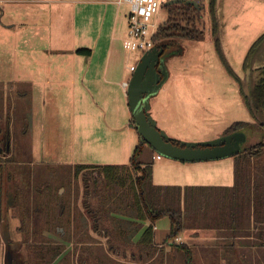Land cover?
Masks as SVG:
<instances>
[{
    "label": "rangeland",
    "instance_id": "obj_1",
    "mask_svg": "<svg viewBox=\"0 0 264 264\" xmlns=\"http://www.w3.org/2000/svg\"><path fill=\"white\" fill-rule=\"evenodd\" d=\"M100 1L102 0H56V3H54L53 0H44L40 5L46 9L57 6L61 15L66 16L62 17V22L65 23L70 15V24H72L70 36L62 47L64 51L46 55H41V53L32 55L29 51V48H36V39H34V42L32 40L27 49L23 45V40L18 39L16 49L11 52L8 50V41L11 40L12 43L15 39V35L13 36L10 33L8 35V27L11 30L14 28L12 25H8V13L19 15L21 13L19 10L21 2L8 3L1 1L0 22L6 24V26L0 29V126L5 127L8 125L9 137L8 143H6L8 148L5 147L2 153L0 152L1 155L8 156V165L5 167L0 165V188L3 190L6 187L8 191H11L13 187L15 188L14 181L17 184L26 185L28 189L30 188L29 192L21 193L22 201H27L30 193H32L31 196L36 195L33 207L32 204L29 207L30 212L36 206L42 208L44 195L35 194V192H38L36 189H40L49 183L51 189L57 188V186L60 187L58 192H64V197L68 195V192H83L82 174L85 172L76 174V165L85 163L107 165L112 163L110 161L115 160L126 163L129 161V151L131 152L136 145L135 130L130 131L127 129L128 131L124 132L125 135L121 142L128 143L126 138L129 134L131 136V146L127 148V145L123 147L118 145L119 149H117L116 156H112L109 153L115 152L114 150L107 148L104 150L96 147L95 144H98L96 138L87 128L70 130L60 122V118L56 115L52 118L50 112L53 111H59L69 116L70 104L73 102H76L78 107L79 103L83 104L82 107H84V105H87L86 101L90 103L91 100L98 106L103 105L104 102L96 95L97 93L94 92L93 88L90 89L91 96L84 99V96H82L83 98L76 96L79 91H76V95L69 96L68 93L61 91L60 86H56L54 87L55 92L51 93L47 90L42 91L38 86L8 79V60L19 63L26 61L40 62L45 59L46 62L70 63L73 60L78 62L83 58L86 59L88 57L87 53L76 55L72 51L73 46L83 41L84 44L81 47L90 49H92V44L97 42L100 50L95 52L92 61L104 62L108 47V38L105 33L110 12L107 11L106 13L105 6ZM202 2L203 8L201 11L203 16L201 21L196 23V26L202 30V34L199 39L178 36L171 39L161 56L163 66L167 72V79L158 92L150 96L148 100L150 104L149 113H152L158 119V128L169 137L184 142L211 140L222 136L224 131L234 122H247L248 125L242 131L245 134V140L241 143V150H243L258 142L264 135V131L258 128V124L264 123V108H259L256 111L252 110L241 92L240 82L228 72L226 65L220 60L211 34L209 1L202 0ZM124 4L126 3H123L120 8L119 16L121 18L123 17V11L129 7ZM113 6L116 7V5L110 4L108 8L111 9ZM83 8L87 12L85 15L86 21H84L87 25L79 27L82 23L80 18ZM2 10H5V13ZM168 17V12L162 8L159 11L157 20L162 25ZM215 17L228 65L240 78H243L242 64L247 49L253 40L264 32V0H217ZM123 24L125 25L124 19L121 21L116 33L119 36L122 35L121 26ZM40 28L42 31L37 29L33 34L37 36L39 45H44L43 48L48 49L50 45L47 38L48 31H43L45 26L40 25ZM66 29H64V32ZM11 30L9 31L11 32ZM17 32L19 36L21 34L20 29H17ZM105 39L106 42L103 46L101 43ZM55 40L56 35L52 37V45H54ZM122 40L117 43L116 61L124 65L126 79H129L132 73L128 70V66L130 64L136 66L142 53L139 51L128 52L124 49ZM11 46L14 45L11 44ZM263 66L264 43L252 63L251 81H255L260 76L258 69ZM88 75L89 73L85 75V84H87ZM26 90L28 94L23 96V92ZM125 108H128L127 105H125ZM85 110L86 108H82L81 111ZM124 114L127 115L126 112ZM10 118L11 121L14 118L15 122L17 118L20 120L22 118L26 119L24 134L21 132L17 135L14 134L13 141L10 138L12 133L9 128ZM82 119L84 120V118ZM68 120L70 121L69 117ZM101 152H107L110 156L101 157ZM164 158L163 160H165ZM202 162H221V166L218 168L217 163H205L207 165L204 168L208 171L204 170V182L192 183L231 186L233 183L231 157L218 159L217 161H201L200 164H204ZM155 182L157 184L171 183L162 172L155 175ZM28 183L29 187H27ZM48 193L51 194V198L54 197L53 192H45V195ZM198 204L204 210V214L206 213L204 217L205 226L203 227L196 222L197 220H193L191 215L192 212L196 211V207L185 209L183 205H180L183 210H186L184 216L186 228L181 231V236H178L191 249L192 264H264V248L257 247V244L261 243L264 238L263 227H260L262 230L259 234V228L256 230L254 224H250L249 227L247 226L244 231L240 232L244 236L240 237L236 244H230V236L226 237L229 246L225 248L229 253L232 252L228 256L229 259H227L221 253L217 240L222 237L220 234L232 235L233 232L228 227L220 226L219 223L218 226L221 227L218 228V230L220 229L219 232L217 229L206 226L215 211L213 198L202 196L199 198ZM10 209L14 210L12 207ZM68 211L69 209L65 214ZM39 214L38 223L41 220V209ZM12 215L19 219L18 216ZM57 217L58 215L55 216V222ZM57 220L56 224L58 225L60 220L58 218ZM144 225L146 226L147 223ZM195 225H198V227ZM167 232L168 228L165 227L155 229V241L159 243ZM194 234L200 235L192 238ZM3 235L5 238H3ZM80 239L83 241L95 240L88 234L82 235ZM92 247L94 248V246ZM99 247L100 245L96 246V248ZM102 248L100 252L104 264H128L121 261L123 260L122 257L115 256V252L110 249L109 244L103 243ZM87 249L89 248L87 247ZM154 253L156 257L148 262L144 261L143 264H184L183 252L178 247L156 249ZM31 258L32 254L22 243V238L17 241L11 234H8V231L6 235L4 223L0 220V264L2 261L4 264L11 262V259L18 261L17 264H27L31 261ZM65 263H70L68 262V256ZM72 263L74 264L71 261Z\"/></svg>",
    "mask_w": 264,
    "mask_h": 264
},
{
    "label": "trees",
    "instance_id": "obj_2",
    "mask_svg": "<svg viewBox=\"0 0 264 264\" xmlns=\"http://www.w3.org/2000/svg\"><path fill=\"white\" fill-rule=\"evenodd\" d=\"M199 4L203 8L202 2H199ZM214 4L215 0H209L208 7L213 23V33L216 31ZM165 8L169 17L164 24L159 26L154 36L155 46L163 47L165 51L173 37L200 38L202 30L196 26V23L202 19L201 10L185 4H171L165 6ZM263 39L264 32L247 50L243 60V68H246ZM89 51L88 48L76 50L77 53L87 54H89ZM216 51L220 60L226 65L228 72L240 82L238 76L226 64L217 43ZM263 74L264 70L262 71V76L250 90L253 100L252 110L264 108ZM130 123L136 130L132 118L130 119ZM247 125V122H234L224 131L223 135L243 131ZM258 128L264 131V123L258 124ZM154 154V150L139 137L138 143L131 151L127 164H78L75 167L76 174L85 172L82 175L88 179V188L85 187L87 188L85 192L88 194L94 216H98L94 226H99L103 229L102 235L106 237L108 244L112 248H118L119 245L116 244H120V248H127L132 236L141 231L140 238L135 243L136 249L140 252L139 254L144 256L153 254L158 249L154 245L153 239L154 223L161 217L167 216L170 226L165 243L180 248L183 252L182 258L184 264H192L191 249L184 243H174L173 239L186 227L184 222L185 209L188 207L199 208L198 200L202 196L214 199L215 211L206 226L217 230L221 228L220 226H224L233 232L232 235H224L222 233L220 234L222 235L220 240H217L221 253L227 259H229L228 256L232 252L229 253L225 248L229 246L228 238L226 237L230 236V244H236L238 239L244 236L240 232L244 231L250 224H254L256 230L259 228L258 231L261 234L260 231L262 229L260 227L264 228V135L258 142L249 148L240 150L239 153L233 156L234 182L231 187L186 188L188 190L185 189L184 210L180 206L181 189L179 187L159 186L152 183L151 168ZM58 188L57 186L54 190L56 191ZM199 209L201 211H194L191 215L203 227L205 226L204 217L206 213L204 214L202 208ZM117 214L125 215L126 220L120 221V217L116 216ZM25 215L36 219L40 214L35 210L29 212L28 208H25L23 216L25 217ZM82 222L79 219L75 231V235L79 236V238L85 235L80 230L81 225L83 226ZM143 222H147V225L143 226ZM218 223L220 226H218ZM35 225L31 231L33 232L31 234L33 241H28L27 245L30 252L32 251L31 253L34 254L32 263L31 261L30 263L50 264L60 253L61 247L35 243L37 238L40 240V232L42 231V227L37 230V224ZM195 226L198 227V225ZM257 247L264 248V238L261 243L257 244ZM123 249L121 250L122 253Z\"/></svg>",
    "mask_w": 264,
    "mask_h": 264
},
{
    "label": "crops",
    "instance_id": "obj_3",
    "mask_svg": "<svg viewBox=\"0 0 264 264\" xmlns=\"http://www.w3.org/2000/svg\"><path fill=\"white\" fill-rule=\"evenodd\" d=\"M1 1L8 3L21 2L19 8L21 13L19 15H12L13 13L10 14L8 13V20H9L8 25H12L14 27L12 28V30L11 28L8 27V35L10 34H12L13 36L15 35V39L14 41H12V43L11 40L8 41V48H9L8 50H10V52L16 49L15 46L18 43V39L23 40L24 43L23 45L25 49H27L29 44L32 43V40L34 42V39H36L37 41L36 48L34 49L29 48V51L31 52L32 55H37L39 53H41V55H46L48 53L64 51V48L62 47L66 42L67 38L70 36L69 34L71 31L70 28L72 27V24H70V15L69 17H67L66 22L63 23L62 17H66V16L61 15L60 9L57 6L54 7L52 6L49 7L48 9L44 8V6L40 5L44 0H0V8H2ZM53 2L56 3V0H53ZM100 2H103L106 9V13L107 11L110 12L108 16V26L105 33L106 37L108 38V44H107L108 47L106 53V60L104 62L92 61V57L95 54V52L97 50H100V47H98L97 45L98 43L96 42L92 44L93 45L92 49L88 48L90 50L88 57H86V59L83 58V60L78 62L77 60H73V62L70 63L53 62V61L46 62L45 59H43V61L40 62L26 61V62L16 63L14 61L8 60V79L17 82H25V84L27 83L33 86H38V88L42 89V91L47 90L50 91L51 93L55 92L54 87L60 86L61 91L63 90L64 92L68 93L69 96L76 95L75 94L76 91H79V94L76 96H79L81 98H83L82 96H84V99L87 96L89 97L91 96L92 93L90 89L93 88L94 92L97 93L96 95L99 96V98H101L102 102H104L103 105L98 106L94 101L91 100L90 103L89 101L88 102L86 101L87 105H84V107H82L83 104L79 103V107H78L77 103L73 102L72 104H70L71 110L69 111V116L59 111L50 112L52 114L51 116L53 118L54 115H56V117L60 118V122L70 130L71 129L75 130L78 128H87L88 131L91 132L93 136L96 138V141L98 143L95 144L96 147H100L104 150L105 148L114 150L115 152L113 153L111 152L109 154H111L112 156H116L117 149H119L117 147L118 145H121L122 147L124 145H127V148L131 146V136H129V134L127 135L126 138L128 143H125V141L121 142L125 135L124 132L127 129L130 131L135 130L130 123V119H131L130 112L129 110H127L128 108L127 109L125 108V105H127L126 88L129 79H126L124 65L116 61L117 49H118L117 43L118 41L122 40L125 37V34L127 32L126 15L128 9L126 8V10L123 11V17L121 18L119 16V13H120V8L122 7L124 2L119 3L118 0H102ZM198 2H202V0ZM29 3L32 4L29 5ZM216 3L217 0H215V4H214V21L216 24V31L215 33H213V23L211 18V27H212L211 34L213 36V44L215 45V49L217 43L220 47L225 62L228 65V61L224 56L223 45L220 38L221 36L219 35L217 20L215 17ZM110 4L116 5V7L113 6V8L110 9L108 8V5ZM164 9L166 8L164 7ZM2 12L5 13V10H2ZM86 13L87 12L83 8L82 15L80 18L82 23L80 24L79 27H81L82 25L84 26L87 25V23L84 22L86 21V17H85ZM202 16H203V12H202ZM71 18H76V17H71ZM123 19L125 25L123 24V26H121L122 35L119 36L116 33L118 32V27L120 26V23ZM40 25L45 26V29L43 31L45 30L48 31L47 38L50 41V45L48 46V49L43 48L45 47L44 45H39L37 36L33 34V32L36 31L37 29L41 30ZM4 26H6V24L0 22V29H2ZM17 29H20L21 31V34H19V36ZM64 29H66L65 32ZM9 30H11V32ZM54 35H56V40L54 42V45H52V37ZM256 39H254L253 42ZM105 42L106 39L101 43V45L104 46ZM11 44L14 46H11ZM83 44L84 41L82 43H78L77 45L73 46L72 51L76 55L81 54V53H77L76 50L82 48L81 46ZM31 47L33 46L31 45ZM58 70H62V71H58ZM86 73H89V75L87 76V84L84 83V78L86 77L85 76ZM234 74L238 76L235 72ZM238 78L240 77L238 76ZM27 94H28L27 90L23 92V96H26ZM82 108H86V110L81 111ZM124 112H126L127 115L124 114ZM150 114L152 115V113ZM68 117L70 118V121L68 120ZM79 117H81V119H79ZM152 117L155 118L157 124L158 119L153 115ZM82 118H84V120ZM25 120H26L25 118H22L21 120L17 118L15 122L14 118L12 121L10 118L11 122L9 123V128L12 131L10 135L11 141L14 140V134L17 135L19 132L24 134ZM135 133L137 136L136 137L137 138L136 144H137L139 137L136 130ZM133 142L134 141L132 140V143ZM109 154H107V152L106 153L101 152L100 156L102 155L101 157L104 156L106 157L107 155L110 156ZM130 154L131 152L129 151L128 153L129 157ZM155 154L153 155L152 158L153 161L151 168L152 183L159 186L179 187L181 189L180 205L181 206L183 205V207H184V196H186L185 192L190 188L196 189V188H206V187H231L233 185V183L231 184V186L205 185L204 183L194 184L197 182H204L205 180L204 170L208 171L207 169L204 168L207 165L205 163H217L218 165L217 167L219 168L221 166L220 164L221 162H202L204 164H200L201 161L182 162V161L172 160L169 158H164L165 160H163L162 156L160 159L154 158ZM231 158H232V174H233L234 158L233 156ZM217 160H212V161H217ZM110 162L112 163H108V164L128 163V161L126 163H123V161L120 160H115ZM85 164H89V163H85ZM91 165H98V164L94 163ZM158 172L164 173L166 175V178H168L169 182L171 183L157 184L155 182V175L158 174ZM233 182H234V176H233ZM16 193L17 192H2L0 189V220L3 221L4 223L6 235H7V231L8 234H10L9 224H8L9 209L11 207L14 208V210L12 209L14 211L12 214L18 216L17 209L15 208ZM35 194L39 195V192H35ZM31 195L32 193H30V196ZM31 197L35 198L36 195ZM199 208H196V211H201ZM35 211L39 212V208L36 207ZM116 216L120 217V221L126 220L125 215L117 214ZM193 220H195L194 217ZM36 224H37V230H39L41 228L40 227L41 224L40 226L39 223ZM144 224L142 225L145 226ZM169 226H170V221L167 216L161 217L160 219L156 220L154 223L153 237L155 235V229H158L159 227H165L169 229ZM54 227L56 231H52V233H49V237L56 239L59 242H64L68 246H70L71 242L77 239V235H73L71 233L72 229L70 227L68 231H66L65 228H63L60 225L55 226L54 224L53 230ZM18 229L19 226L17 227L16 230L20 232ZM44 233L45 232H43V234ZM56 233L58 234L57 236ZM140 235H141V231L139 233H135L130 239V242L128 243V247L123 249V253H122L123 260H121L122 262H127L128 264H143L144 261L148 262L156 257L155 255L156 252L146 256L139 254L140 252H138V250L136 249L135 243L139 240ZM199 235L200 234H194L192 238L199 237ZM90 237L93 240L94 239L95 240L94 241L86 240V242L93 244H96L100 240H103V238H105L97 234H93ZM3 238H5L4 235ZM38 239L39 238H37V240ZM153 239H154V245L156 246V248H158V250H161L162 248L165 247L168 248L174 247L165 243L166 236L161 241H159V243L155 241V238Z\"/></svg>",
    "mask_w": 264,
    "mask_h": 264
},
{
    "label": "water",
    "instance_id": "obj_4",
    "mask_svg": "<svg viewBox=\"0 0 264 264\" xmlns=\"http://www.w3.org/2000/svg\"><path fill=\"white\" fill-rule=\"evenodd\" d=\"M185 4L202 10L196 0H173L167 3ZM263 41L257 47L244 70V77L239 78L241 90L251 107L253 100L251 90L252 63ZM164 48L154 46L142 54L128 80L126 88L127 106L134 121L140 139L144 140L155 153L162 157L182 162H200L232 157L241 150V143L245 140L242 131L222 135L217 138L201 142H184L169 137L158 128L155 119L149 113V98L158 92L167 79V72L163 66L161 56ZM256 111V109H254Z\"/></svg>",
    "mask_w": 264,
    "mask_h": 264
},
{
    "label": "flooded vegetation",
    "instance_id": "obj_5",
    "mask_svg": "<svg viewBox=\"0 0 264 264\" xmlns=\"http://www.w3.org/2000/svg\"><path fill=\"white\" fill-rule=\"evenodd\" d=\"M263 70H264V66L258 69L260 76L255 81H251L252 87L256 84L258 79L262 76ZM8 136H9L8 135V125H6L5 127L0 126V152L1 153L5 147L8 148L6 144L8 143L7 142ZM0 165H3L4 167L8 165V156H3L0 154ZM7 179H8V174H7ZM13 184L15 185V188L13 187L11 191H8L6 187L1 191L2 192H17L16 199H15V202H16L15 208L18 209L17 213H18V217L20 221L19 230L22 233V243L24 244V246L27 247L29 243L28 241H33V237L31 236L33 232L31 231L34 229V226H36L35 224L38 223V216L36 219L30 218L29 216L28 218H26L27 216L25 215L24 217L23 213H24L25 208H28L30 212L29 207L31 206V204L33 207L34 197L28 196L27 201H22L21 193L23 194L24 192H29L28 190H30V188L28 189L26 188V185L23 186V185H20V183L17 184L15 181ZM82 184L84 185L83 192H79V193L78 192H68V195L65 197H64V192L62 193L58 192L60 187L58 188V190L55 191L53 188L51 189L49 183L45 184L40 189H36L39 192V195H44V196L42 198L43 199L42 208L38 207L39 210L41 209V220L39 221V225L41 224L40 227H42V231L40 232V235L42 238L39 241L36 240V242L35 241L34 242L37 244H43V245L50 244L53 247L55 246L61 247L60 253L55 257L54 261L50 264H66L65 262H66L67 256H68V262H70L69 264H71V261L74 262V264H76V262L77 264H104L100 251H102L103 249L102 248L103 243L108 244L106 237L103 238V240H100L98 243L93 244V243H89V242L81 240L78 236L75 241L71 242L70 246L66 245L64 242H59L56 239L49 237V233H52V231H56L55 227L53 230L54 224L55 226H58V225L62 226L63 228H65L66 231H68L70 227L72 229L71 233L72 234L74 233L73 235H75L76 226H77L79 219L83 221L81 223L83 224V226L80 224L81 232H84L85 234H89V236L93 234H97L103 237L102 235L103 229H101L99 226L97 227L94 226V223L96 221V216H94L93 214V210L91 209V206H90L91 204L88 198V194L87 192H85V189L88 188V179H86L84 175L82 177ZM27 187H29V183ZM45 192H53L54 197L51 198L50 193L45 195ZM35 209L36 208H33L31 211ZM68 209H69L68 213L65 214V212ZM37 213L39 214V212ZM57 215H58L57 218L60 220L58 225L56 224V222L58 221L57 218L55 222V216ZM43 232L45 233L43 234ZM57 235L58 234L56 233V236ZM113 244H116V243H113ZM98 245H100V247L96 248V246ZM116 245H119V247L112 248L110 245L109 246H110V249H112L115 252V256L121 258L122 257L121 250L123 249V247L120 248V244H116ZM92 246H94V248ZM79 247H82V248H79ZM87 247L89 249H87ZM27 250L30 252L28 247H27ZM31 254H32V258H31V263H32L34 254L33 253ZM17 262L14 261V259H11V262H8L6 264H17ZM31 263L28 262L27 264H31ZM1 264H4V262L2 261Z\"/></svg>",
    "mask_w": 264,
    "mask_h": 264
},
{
    "label": "built area",
    "instance_id": "obj_6",
    "mask_svg": "<svg viewBox=\"0 0 264 264\" xmlns=\"http://www.w3.org/2000/svg\"><path fill=\"white\" fill-rule=\"evenodd\" d=\"M170 1L173 0H118L119 3L124 2L129 6L126 15L127 32L122 40L125 50L139 51L143 54L155 46L154 36L161 24L157 17L159 11L168 6L167 3ZM135 67L134 64H130L128 70L132 73ZM154 158L160 159L161 155L156 154ZM173 242L182 244L183 240L176 236Z\"/></svg>",
    "mask_w": 264,
    "mask_h": 264
},
{
    "label": "clouds",
    "instance_id": "obj_7",
    "mask_svg": "<svg viewBox=\"0 0 264 264\" xmlns=\"http://www.w3.org/2000/svg\"><path fill=\"white\" fill-rule=\"evenodd\" d=\"M19 223H20L19 219L13 217L12 210L9 209V213H8L9 232L11 236L17 241H19L22 238L21 233L16 231L17 227L19 226Z\"/></svg>",
    "mask_w": 264,
    "mask_h": 264
}]
</instances>
